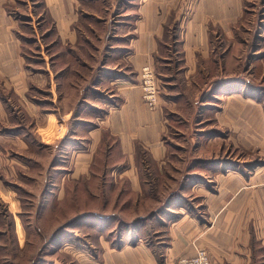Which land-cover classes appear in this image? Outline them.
<instances>
[{"label": "crops", "instance_id": "obj_1", "mask_svg": "<svg viewBox=\"0 0 264 264\" xmlns=\"http://www.w3.org/2000/svg\"><path fill=\"white\" fill-rule=\"evenodd\" d=\"M250 5L0 0V264L33 255L80 193L109 210L75 222L109 226L96 251L67 245L80 264H175L198 248L210 264H264V0L243 26Z\"/></svg>", "mask_w": 264, "mask_h": 264}, {"label": "rangeland", "instance_id": "obj_2", "mask_svg": "<svg viewBox=\"0 0 264 264\" xmlns=\"http://www.w3.org/2000/svg\"><path fill=\"white\" fill-rule=\"evenodd\" d=\"M261 3V0H250V6L248 7L249 12L247 11V14L244 17V22L243 26H247L251 22L254 17H252L254 10V6H257L259 8ZM176 141V140H175ZM264 142V139H263ZM185 148H187L186 152L190 153L193 152L194 147L190 143H185L183 145ZM220 144L217 146L210 145V147L205 150L206 154H210L211 152H219ZM197 151V150H196ZM222 152H231L229 148L223 147L221 148ZM239 157L240 151L237 152ZM185 154V153H184ZM185 156V155H184ZM238 157V158H239ZM183 158H187L183 157ZM240 161V158L238 159ZM244 162V161H240ZM171 163H175V166H178L180 168H185L189 161L186 159V161H172ZM166 164V162H165ZM169 162H167L166 169H170L168 166ZM165 169V170H166ZM165 177H162V179ZM167 178V177H166ZM39 193H30V194H24L25 197L28 198V200L33 201L34 203V197H37ZM81 197L78 198V203L77 205L70 206L69 202L64 203L60 209H55L56 211L51 214V217L47 219L45 227H41L40 229L43 230V236L42 238L40 237L39 240L37 241H32V247H30V254H33L29 257L25 256H19V254H15V257L12 259V264H80L81 260L77 259L74 256H71L68 252H65L67 250L68 246L70 244H75L76 249L80 250L83 249L85 251H89L88 249L86 250L87 245L89 244L90 248L93 247L92 249L96 251L98 249L97 244H99L100 241L96 240L97 239V229L100 228V231H106V234H108V228L107 223L103 225L102 221L97 220L93 221L94 223L92 224L93 227L89 229L90 227H87V225L82 224V225H77L75 226V222L70 225L69 223L73 221V218H85L86 215H89L92 211L96 214L102 215L103 213H109V210L105 208H98L97 206L101 205L102 203L100 200H95L88 198L86 193H80L79 194ZM93 195H97V192H94ZM35 210L36 207H32V209L25 208L24 211L29 212V214H24V217L29 220V223L32 227H35ZM102 213V214H100ZM70 225V226H69ZM111 226V225H110ZM61 228V233L63 234L65 239L57 240L53 234L54 232ZM83 228V229H82ZM97 228V229H96ZM98 231V232H100ZM102 232V231H101ZM100 232V234H101ZM92 234V235H91ZM58 235V234H57ZM53 236V237H52ZM55 238V239H54ZM106 238V235L103 238ZM111 242H115L116 244L119 242L118 241V236L112 233L108 237ZM94 239V240H93ZM96 259V257H95ZM176 264V263H175Z\"/></svg>", "mask_w": 264, "mask_h": 264}, {"label": "built area", "instance_id": "obj_3", "mask_svg": "<svg viewBox=\"0 0 264 264\" xmlns=\"http://www.w3.org/2000/svg\"><path fill=\"white\" fill-rule=\"evenodd\" d=\"M140 88L142 99L150 110H156L159 107L160 93L159 82L155 70L151 65H146L140 71ZM176 264H210L207 252L198 248L193 255L179 258Z\"/></svg>", "mask_w": 264, "mask_h": 264}, {"label": "trees", "instance_id": "obj_4", "mask_svg": "<svg viewBox=\"0 0 264 264\" xmlns=\"http://www.w3.org/2000/svg\"><path fill=\"white\" fill-rule=\"evenodd\" d=\"M79 219H81V218H74L73 221H71L69 224H72L74 222H77Z\"/></svg>", "mask_w": 264, "mask_h": 264}]
</instances>
